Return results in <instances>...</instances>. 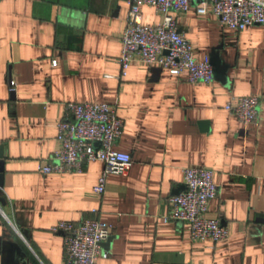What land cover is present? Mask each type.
Listing matches in <instances>:
<instances>
[{
	"label": "crops",
	"instance_id": "1",
	"mask_svg": "<svg viewBox=\"0 0 264 264\" xmlns=\"http://www.w3.org/2000/svg\"><path fill=\"white\" fill-rule=\"evenodd\" d=\"M127 11L125 0H0V264H63L51 227L93 217L113 227L96 264H264V102L249 123L225 109L232 96L264 94V25L236 31L192 2L174 18L212 81L139 62L118 78ZM140 20L161 15L144 4ZM67 102L115 104L124 122L114 149L131 165L108 174L101 195L99 160L81 173L38 172ZM187 166L214 171L208 214L226 239L192 241L185 224L164 220Z\"/></svg>",
	"mask_w": 264,
	"mask_h": 264
},
{
	"label": "built area",
	"instance_id": "2",
	"mask_svg": "<svg viewBox=\"0 0 264 264\" xmlns=\"http://www.w3.org/2000/svg\"><path fill=\"white\" fill-rule=\"evenodd\" d=\"M128 5L126 24L121 35L122 49L118 58L119 76L126 75L133 62L159 64L172 74L187 73L190 82L210 83L213 66L207 58L197 60L191 43L178 30L175 14L188 10L196 3L199 11L207 4L223 25L236 31L254 24L264 25V0H125ZM149 5L161 15L153 26L141 23V6ZM264 94L232 96L225 109L242 123L256 121ZM124 122L117 115L115 104L105 102H67L62 118L57 123L58 147L49 158L40 162L38 172L81 173L94 160L103 163V170L93 191H105L108 174L124 175L131 165V156L117 151ZM184 188L170 196V210L164 220L181 222L187 226L192 241L217 243L226 239L230 229L216 216L208 214L209 202L218 195L214 171L202 166L183 169ZM63 235V264H96L100 244L107 240L113 227L98 218L80 222L60 221L51 227ZM108 253L104 252L103 257Z\"/></svg>",
	"mask_w": 264,
	"mask_h": 264
},
{
	"label": "water",
	"instance_id": "3",
	"mask_svg": "<svg viewBox=\"0 0 264 264\" xmlns=\"http://www.w3.org/2000/svg\"><path fill=\"white\" fill-rule=\"evenodd\" d=\"M213 66V65H212ZM213 71H214V67H213ZM12 97H13V93H12ZM3 146H0V187H2L3 185Z\"/></svg>",
	"mask_w": 264,
	"mask_h": 264
}]
</instances>
